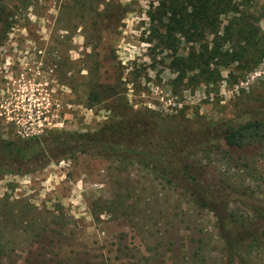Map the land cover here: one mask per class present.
Wrapping results in <instances>:
<instances>
[{
    "label": "rangeland",
    "instance_id": "obj_1",
    "mask_svg": "<svg viewBox=\"0 0 264 264\" xmlns=\"http://www.w3.org/2000/svg\"><path fill=\"white\" fill-rule=\"evenodd\" d=\"M161 1L0 0V264H264V126L223 139L264 124V0L217 45ZM120 117L117 151L50 143Z\"/></svg>",
    "mask_w": 264,
    "mask_h": 264
},
{
    "label": "trees",
    "instance_id": "obj_2",
    "mask_svg": "<svg viewBox=\"0 0 264 264\" xmlns=\"http://www.w3.org/2000/svg\"><path fill=\"white\" fill-rule=\"evenodd\" d=\"M248 1L250 0H163L161 1V8L163 13H170V18L174 24L181 26L186 24L192 27H195V24H200L202 32L213 35V40L217 45L218 37H221L224 42H229L234 32L243 41L251 38L250 33L244 29L233 30L232 28L234 23L232 20L235 19L236 14ZM221 17L227 19V22L222 27V36H218ZM240 48L233 50L238 56L243 54V50ZM217 50L219 48L215 47L216 52L206 51L205 47L202 53L203 61L207 63L212 57L231 55L228 50L221 52H219L220 50L217 52ZM135 124L134 119L127 120L120 117L105 123L93 132H60L50 139V143L63 146L70 152L79 151L84 154L114 152L117 151L116 148L126 136H132L136 132ZM263 126L264 124L261 121H250L234 129L227 127L223 133L224 142L227 146H240L256 137L258 138L257 135ZM145 132L148 131L143 130L137 133L145 135ZM143 145L146 147L147 143H143ZM161 171H164V169H161Z\"/></svg>",
    "mask_w": 264,
    "mask_h": 264
},
{
    "label": "built area",
    "instance_id": "obj_3",
    "mask_svg": "<svg viewBox=\"0 0 264 264\" xmlns=\"http://www.w3.org/2000/svg\"><path fill=\"white\" fill-rule=\"evenodd\" d=\"M44 119H45V118H44ZM49 119L55 121L52 125H59V126L61 125V123H58V122H57V115H56L55 113H54V114H51ZM47 123H48V122H47ZM41 131H42V128H41V127H38L36 130L33 131V133H39V132H41ZM93 186L95 187L96 184L93 183Z\"/></svg>",
    "mask_w": 264,
    "mask_h": 264
}]
</instances>
